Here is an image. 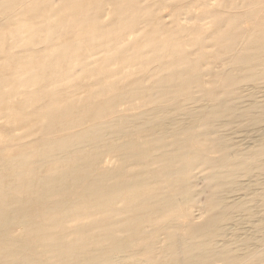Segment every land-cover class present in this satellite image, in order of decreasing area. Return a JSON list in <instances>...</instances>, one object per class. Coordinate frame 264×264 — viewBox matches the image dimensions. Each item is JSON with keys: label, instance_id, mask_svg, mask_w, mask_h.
I'll use <instances>...</instances> for the list:
<instances>
[{"label": "bare ground", "instance_id": "6f19581e", "mask_svg": "<svg viewBox=\"0 0 264 264\" xmlns=\"http://www.w3.org/2000/svg\"><path fill=\"white\" fill-rule=\"evenodd\" d=\"M83 1L60 0L39 39L11 32L21 49L7 52L18 65L0 103L30 97L16 112L34 137L0 141V264H264V0L204 11L223 53L209 81L176 40L198 24L169 25L142 0H115L102 21L101 2ZM27 4L53 8L0 0V27ZM72 67L90 79L74 82Z\"/></svg>", "mask_w": 264, "mask_h": 264}, {"label": "rangeland", "instance_id": "374dc122", "mask_svg": "<svg viewBox=\"0 0 264 264\" xmlns=\"http://www.w3.org/2000/svg\"><path fill=\"white\" fill-rule=\"evenodd\" d=\"M158 0H142L141 2L145 5L151 4L152 9L156 14H159L163 20L167 24H171L172 20L179 19L180 22L186 26V27H193L197 26L199 27V32L197 33H190V35H186L183 37H180L176 39L178 42L183 41L184 46L190 51L194 49V56L197 57L200 55V58H202V68H210L211 73H208L205 77L207 81L214 79V73L218 71L221 68L220 58H222L223 53L221 47L214 43L212 38V33L215 28L214 22L212 21V18L210 16L205 15L204 11H213L216 8L219 7L220 0H206L207 6L202 7L199 3L193 2L192 0H166L169 4L172 3V5H169L168 7H161L158 6L156 3ZM101 2L100 6L96 9V16L100 18L102 21H109L112 19V12L114 9V6H118L117 2L115 0H84L82 2V5H94ZM228 2V1H227ZM232 2H239V0H232ZM126 4V1H123V5ZM174 4V5H173ZM179 8L181 11L179 12V15L174 13L173 7ZM217 6V7H216ZM20 5L17 6V8L14 11V20L9 21L5 23L3 26L0 27V81L1 77L9 74L11 72V69L16 67L18 65V62L16 60H11L7 58V52H18L19 47H14L12 44V30L16 27L17 24H24L28 27V30L21 33V38L18 43L24 44L28 37L32 35V32L35 30V33L33 35V39H39L42 36L46 34V29L44 27H41V23L44 22L47 18H53V20H57L59 16L54 14L55 10H58L60 7V0H50V7H53L52 9L46 8L42 14L32 12L31 6L29 4L24 5L22 9H19ZM209 7V8H208ZM212 8V9H211ZM2 11L0 9V18H3L1 15ZM61 16H65L64 13H59ZM73 18V17H72ZM14 21V22H13ZM80 21V19H79ZM211 21L213 23H211ZM1 25V24H0ZM188 25V26H187ZM37 26H40L41 30H37ZM213 26V27H212ZM202 28V29H201ZM11 34V35H10ZM65 35V34H64ZM63 35L64 39H70L72 35L66 34ZM204 38L205 44L200 50H196L197 48L193 44V40L196 38ZM25 38V39H24ZM12 46V47H11ZM22 46V45H21ZM11 48V49H10ZM9 50V51H8ZM192 52V51H191ZM27 53H19V59H21V56H25ZM117 64H113L112 68L117 67ZM72 69V71H71ZM70 69L71 77L73 78L74 82L82 83L87 80H89V74L86 72H81L77 67H72ZM132 70H136V66L132 67ZM88 76V77H87ZM19 79L25 78V73L18 76ZM88 87L81 88L77 92V96H83L85 91ZM19 100V101H18ZM19 102L24 106L22 108V112H25L29 109L27 106L28 104L32 103L30 97H22V98H14L10 100H4L0 103V141L7 140L10 136L13 134L22 136L25 135L28 129V127L32 126L34 123L33 121L25 122L22 120L21 115H17V110L19 106ZM34 129V133H36ZM24 133V134H23ZM34 136H22L23 140L29 139ZM10 155H3L0 152V159L3 161L9 159ZM114 164V161H110V157L106 156L102 159V165L104 167H111ZM204 195L205 193H202L199 196L200 202L203 203L204 201ZM194 214L197 215L198 212L194 210ZM248 224H241L237 226V234H243L251 230H246L245 228H249ZM247 226V227H246ZM242 228H244L242 230ZM243 232V233H242Z\"/></svg>", "mask_w": 264, "mask_h": 264}]
</instances>
